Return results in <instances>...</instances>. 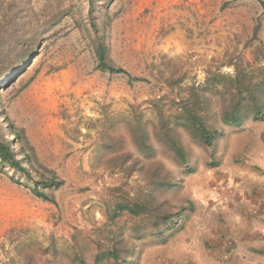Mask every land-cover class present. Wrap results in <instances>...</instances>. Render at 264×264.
<instances>
[{"label":"rangeland","instance_id":"rangeland-1","mask_svg":"<svg viewBox=\"0 0 264 264\" xmlns=\"http://www.w3.org/2000/svg\"><path fill=\"white\" fill-rule=\"evenodd\" d=\"M33 39L30 59L0 80V138L12 141L35 179L55 174L64 183L40 184L46 199L32 191L34 180L0 162V264H96L98 245L113 242L120 227L127 254L136 222L127 215L111 222L106 201L124 191L175 213L192 158L210 155L178 126L189 156L180 162L154 136L151 100L169 109L194 86L207 98L206 122L229 126L221 119L227 95L204 85L210 71L234 75L236 64L256 71L263 62L256 53L264 0H95L94 19L89 0H0V72L16 59L18 43ZM101 41L128 74L98 67ZM138 116L156 149L151 157L133 141ZM125 153L126 164H116Z\"/></svg>","mask_w":264,"mask_h":264},{"label":"crops","instance_id":"crops-1","mask_svg":"<svg viewBox=\"0 0 264 264\" xmlns=\"http://www.w3.org/2000/svg\"><path fill=\"white\" fill-rule=\"evenodd\" d=\"M191 164L174 220L133 240L128 264H264V119L225 126ZM224 183L226 200L214 201Z\"/></svg>","mask_w":264,"mask_h":264},{"label":"trees","instance_id":"trees-1","mask_svg":"<svg viewBox=\"0 0 264 264\" xmlns=\"http://www.w3.org/2000/svg\"><path fill=\"white\" fill-rule=\"evenodd\" d=\"M89 1L90 15L94 19L95 0ZM33 40L34 43L29 45L24 40L18 43L17 51H15L16 59L1 70L0 80L8 76L14 68L30 59L36 47V39ZM261 47L260 51L256 53V59L263 62L256 71H246L242 65L236 64L234 75L226 76L222 73L210 71V77L206 80L205 88L216 93L222 92L223 96L227 95L225 98L227 105L221 113V119L229 126H238L250 117L258 120L264 119V43ZM95 50L98 67L101 70L128 74L124 68L117 67L110 62L105 41L96 44ZM198 90V88L192 86L190 88V98L179 101L174 99L169 109H166L165 105L161 104L162 99L155 98L151 100L158 119V124L154 129V136L163 142L183 164L188 162L189 156L177 134L176 128L178 126L184 127L193 139L206 146H212L217 136L222 132L218 128L211 127L206 122L201 112L206 106L207 98L202 97ZM137 118L138 120L131 129L133 141L142 154L146 157H151L155 154L156 149L152 143L150 132L146 125L142 123L141 117L138 116ZM129 156L130 154L125 153L117 158L118 161L115 159L114 161H116V164L123 165L129 160ZM23 160V158H18L11 140L0 138L1 164L12 166L16 170L24 172L31 180H34L32 191L38 196L49 199L48 193L41 189L40 184H42L43 188H59L63 185L64 181L55 174L49 176L43 174L40 180L35 179L30 170L24 165ZM172 182L164 179L162 185L170 186ZM119 189L122 190L120 187H113L112 190ZM106 204L109 212L108 218L111 222L118 223V220L125 215L135 220L136 225L134 227L137 239L147 234L142 232L147 223L153 229L151 233H156L174 220L176 215V212L158 211V209L151 207L149 202L125 195L124 191L114 194V197L107 200ZM122 230L123 227H120L119 235L112 239L113 242L109 239V245H98V251L94 258L96 264H128V257L133 244L129 248V252L126 250L127 254H124L123 249L119 246ZM110 233H113V231L111 230ZM83 264L85 263L83 262Z\"/></svg>","mask_w":264,"mask_h":264},{"label":"built area","instance_id":"built-area-1","mask_svg":"<svg viewBox=\"0 0 264 264\" xmlns=\"http://www.w3.org/2000/svg\"><path fill=\"white\" fill-rule=\"evenodd\" d=\"M227 188H229L227 183L214 185L210 193L214 201H225L226 196H224L223 191Z\"/></svg>","mask_w":264,"mask_h":264},{"label":"bare ground","instance_id":"bare-ground-1","mask_svg":"<svg viewBox=\"0 0 264 264\" xmlns=\"http://www.w3.org/2000/svg\"><path fill=\"white\" fill-rule=\"evenodd\" d=\"M204 13H205V14H208V11H205Z\"/></svg>","mask_w":264,"mask_h":264}]
</instances>
